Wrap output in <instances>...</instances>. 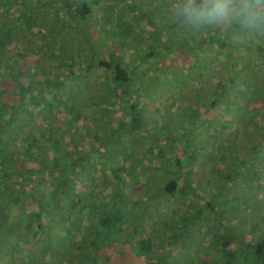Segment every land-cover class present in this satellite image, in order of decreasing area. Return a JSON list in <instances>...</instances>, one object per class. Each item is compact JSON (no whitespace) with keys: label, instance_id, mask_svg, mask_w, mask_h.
Masks as SVG:
<instances>
[{"label":"trees","instance_id":"1","mask_svg":"<svg viewBox=\"0 0 264 264\" xmlns=\"http://www.w3.org/2000/svg\"><path fill=\"white\" fill-rule=\"evenodd\" d=\"M31 1L0 19V264H264V40L175 22L195 48L132 50L115 0Z\"/></svg>","mask_w":264,"mask_h":264},{"label":"rangeland","instance_id":"2","mask_svg":"<svg viewBox=\"0 0 264 264\" xmlns=\"http://www.w3.org/2000/svg\"><path fill=\"white\" fill-rule=\"evenodd\" d=\"M150 1L151 0H127V1L126 0L124 1L115 0L114 3L117 5H121L122 9L113 11L112 14L110 13V16L106 18V21H102V23L110 25V27L107 28V30L103 32L108 33V31H110V33L107 34V37L109 38L111 37L110 39H112V41H115L116 44L118 42H120L121 44L125 43L128 46V49H132V50L133 48H136V47H139L140 50L147 51V52L152 51V50H158V46L162 42H167V43L170 42V44H172L174 43V40L176 42L174 46H178V47L183 46L181 43L182 41H184V46L181 49L183 51L184 50L187 51L188 48L189 49L195 48L196 43H198L201 39L196 40L195 36H188V34L181 31L179 26H171L172 24L175 23L174 21H164V16L161 13L162 12L161 6H158L157 3H155L154 6L152 7V5L150 4L151 3ZM152 1L155 2V0H152ZM13 2L16 4L19 2H22V5H16L11 10L6 12L5 15L1 16L0 19L4 21L7 19L6 17H8V21H18V25H23L21 27H27L26 24L28 21L26 19L30 18L31 14L29 13H31V11H34V6L32 5L33 3H31L32 1L31 0H14ZM24 5L26 9H28V11L26 12V9H25L24 15H26V17L25 19H22V17H24L23 15ZM130 5H132V7H130ZM8 6L9 4L5 8H7ZM42 9H43L42 15L38 16V18L32 16L33 18L32 21H48L50 19L53 20V18H51V12L49 11V9L48 8H46V10L44 8ZM128 10H130L131 12H128ZM140 21H143L145 24L141 25ZM90 22L92 23L93 26L97 27L99 25L98 24L99 21H97V19L96 21L91 20ZM167 23L170 24L172 28L169 26H166L165 24ZM164 26H166L167 29ZM15 28L16 26L14 25L12 27L13 31H15ZM95 29H97L96 30L97 32L100 31L99 28H95ZM40 31H43L44 35H48L49 33V29L46 27H42L41 30L40 29L37 30V28L34 29V32L37 34H39ZM93 31L92 33L94 36L91 39V41H92V46L94 47L97 45V43L99 45L100 43L99 41L101 40L96 35L97 32L94 29ZM51 33L52 32L50 31V34ZM99 34L101 35V32H99ZM207 35H209V32L208 34L207 33L204 34L203 37L206 38ZM223 35L226 36V31L223 33ZM16 39H19V38H16ZM233 40L240 41L239 46L242 45L237 49L238 51L237 54L239 56H242V54H246V53L248 54L249 52L248 50L251 48H252L251 53L252 54L255 53V55H258L259 51L257 47H258V44H260V41L264 40V29H261L256 34L249 36L244 40H239L235 37L233 38ZM131 54H133V51H131ZM181 54H182V51H179V52L177 51L173 53V56L171 57L173 58ZM171 57L168 58V61H167L168 63L172 61ZM192 62H193L192 59H187L185 61V60H182L181 58L179 63L184 65L186 69V68H192L193 66ZM256 65H260V64L256 62ZM255 67L256 66L252 68V72L254 76H255V72H257V69H256L257 67L256 68ZM259 69L264 72L263 66H259ZM257 81L259 82L260 80L257 79ZM256 89H257L256 95L260 99V96L262 95V84L261 86L256 85ZM189 94L191 95L192 91H190ZM190 95L188 97H190ZM261 109L264 110V107ZM159 111L162 112L163 110L159 109ZM170 120L176 123L174 114L163 121L168 123V122H171ZM235 228L237 229L236 231L239 232V231H242L245 227L242 228L240 224V226H236Z\"/></svg>","mask_w":264,"mask_h":264},{"label":"clouds","instance_id":"3","mask_svg":"<svg viewBox=\"0 0 264 264\" xmlns=\"http://www.w3.org/2000/svg\"><path fill=\"white\" fill-rule=\"evenodd\" d=\"M167 7L170 20L194 31L213 30L244 40L264 29V0H178Z\"/></svg>","mask_w":264,"mask_h":264}]
</instances>
